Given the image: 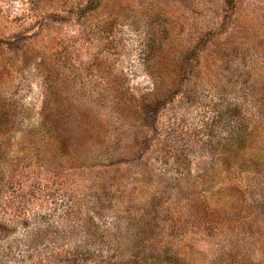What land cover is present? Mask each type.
Wrapping results in <instances>:
<instances>
[{
  "label": "rangeland",
  "instance_id": "obj_1",
  "mask_svg": "<svg viewBox=\"0 0 264 264\" xmlns=\"http://www.w3.org/2000/svg\"><path fill=\"white\" fill-rule=\"evenodd\" d=\"M0 264H264V0H0Z\"/></svg>",
  "mask_w": 264,
  "mask_h": 264
}]
</instances>
